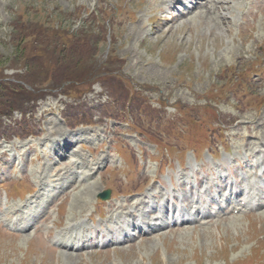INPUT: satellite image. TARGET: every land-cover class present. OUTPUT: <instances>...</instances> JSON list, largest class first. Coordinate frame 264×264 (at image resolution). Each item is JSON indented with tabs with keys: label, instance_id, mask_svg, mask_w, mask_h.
<instances>
[{
	"label": "rangeland",
	"instance_id": "1",
	"mask_svg": "<svg viewBox=\"0 0 264 264\" xmlns=\"http://www.w3.org/2000/svg\"><path fill=\"white\" fill-rule=\"evenodd\" d=\"M160 1L0 0V85L10 81L0 91V211L9 207L8 218L22 226L38 223L33 233L0 222V264H264V213L247 209L107 248L76 251L81 245L70 249L71 240L57 237L76 216L89 228L106 222L105 204L95 203L103 184L118 202H148V189L171 190L182 167L212 166L216 179L222 162L238 173L244 149L259 150L248 138L264 132V12L242 17L252 6L241 1L237 26L226 18L218 26L212 13L177 24L162 16ZM81 28L84 38L76 35ZM21 39L41 51L52 39H83L71 43L77 83L53 76L45 49L30 52L38 63L27 69L14 57ZM73 159L83 174L95 173L92 183L76 181ZM63 177L66 188L76 179L75 192L65 191ZM64 191L75 195L58 214ZM203 207L217 211L212 199Z\"/></svg>",
	"mask_w": 264,
	"mask_h": 264
},
{
	"label": "bare ground",
	"instance_id": "2",
	"mask_svg": "<svg viewBox=\"0 0 264 264\" xmlns=\"http://www.w3.org/2000/svg\"><path fill=\"white\" fill-rule=\"evenodd\" d=\"M188 1H189L190 6H189L186 14L180 13L179 11L176 10L177 6L171 4V3H175L179 7H182V6L184 7L185 6L184 5L185 0H161L159 3V8H160L159 11H161L162 16L164 14H167L166 20L169 23L174 22L177 24H180V22H182V20L185 21L188 18L190 19L194 15H199L202 13H203V15L206 13H212V15L208 14L209 19L211 18L210 21H214V22L219 21L218 26H224L223 24L226 23V21L224 19L226 18V20L229 21L226 25L228 27H230V25L231 26H237L236 15L238 14V11L240 9V6H241L240 2L241 1L244 2L245 4H249L250 6H252L251 9L246 8L245 12L241 15L242 17L247 13L253 19L256 18L257 12H255L254 9H256L257 11H263L264 12V5L261 3V0H234V1H232V0H206L204 3H202L200 0H188ZM256 7H259V8L257 9ZM230 11H231V13H230ZM178 21H180V22H178ZM223 21H225V23ZM252 134H254V133H252ZM69 141L64 140L63 142H64V144H70L72 141L71 142H69ZM248 141L250 142L249 145L254 146V147H259V150L256 151L254 148H248L247 152H246L244 149V152H246L248 154V156L251 157L248 159L247 165L249 167L255 166L257 168V170L259 169V170L264 171V161H262L261 163H257L258 159L256 158V157L264 156V132L259 134V136L252 135L251 137L248 138ZM61 148H63V147H60V150H61ZM72 157L74 158V155ZM69 163H70L69 164L70 167L74 168L77 171L78 175L76 176V172H75L74 176L77 180L75 178L71 179L68 182L67 186L73 187L72 189H74V192H75L77 190V187L74 188L72 183H74L76 181H80V183H81L82 181L84 182L86 180L89 181V183H92V181H90V180H92V177H90V175L94 176V174H95L94 172H91L90 175L89 174H83L81 168L79 167L78 160L76 161L75 159H73V161L70 160ZM223 173L234 175L236 177V179H237L236 184L227 183V186H229L233 189L234 194L241 193L243 190L252 191L250 197L243 198V199H240L237 201H233L231 199V196H229V195H222L224 197L225 202L227 203V208L239 207V211H241V208L252 207L254 209V211H256L258 214L264 213V201L263 202L259 201V198H261L264 195V189L261 187L255 188L253 186V184L250 182L245 186H242L240 184L239 177L240 176L243 177L246 173H248L247 171H245L244 174H238L233 169L232 166H224ZM211 174L212 173H208L206 171H203L202 176L207 178V177L211 176ZM185 175H187V173H184L183 176H185ZM191 176H194L196 178V180L198 181V183H197V185H198L200 183V181L198 180V175L195 173H191ZM64 180H66V177H63V179L61 180V186L64 187V189L66 191L69 187L66 188ZM73 180H76V181H73ZM178 180H180V178H178L176 180V182ZM62 181H63V184H62ZM223 182H224V176L219 178V180L216 182V187L223 188V185H222ZM202 184H203L204 188H206V189L210 188V185L208 183H202ZM74 185H75V183H74ZM176 185H177V187H179L181 189H183V188L192 189L195 186L194 184H188L185 186L184 184L179 183V182H177ZM85 186H87V184ZM58 189L59 188L57 186L55 191H54V194H55V192H57ZM99 190H101V189L99 188ZM65 191H64L65 195L60 197L59 204L66 202L70 198H71L70 200H72V196L75 195L74 193H71V192L67 194V192H65ZM159 193L160 192H156V191L152 190V188L149 190V195H151V197H152L151 203H142V202L137 201V200H134V201L125 200V201H121V202H115V201L107 202V205L104 208V213L108 215L107 216V222L108 223L121 224V225L126 223L127 226H129L131 228V230L138 231V233L140 235L139 237H141V240H143V239H145L144 235H146V232L144 231L143 227L141 225H135L134 223H132V221L137 219L138 216L139 217L142 216L143 211H147V215L145 216V218L142 217L140 223L142 225L146 226L148 229L156 232V231H160V230H164V229L169 228V223L174 218V213H177L179 216L183 217V216H185L187 211L189 212V210H192V209H199L202 205L199 200H193L191 202L186 203L185 206L182 207L180 210L173 209L171 211L172 213H170V211L166 210V209H162L159 213L149 212L148 211L149 209H152L153 207L157 206V203L159 200H158L156 194H159ZM170 196L172 199L176 198L175 195H172V192H170ZM208 198H210V194H207L205 196V199H208ZM85 204L86 203L83 202V205H85ZM217 204H218V202H217ZM82 208H80V209H82ZM227 208L225 210L226 212L222 211L224 216L215 215L216 218L217 219L226 218V214L229 213ZM70 210H71V208H70ZM182 211H185V213ZM45 214L47 216V209H46ZM8 217H9V214L5 212L1 215L0 218L1 219L5 218L8 220H12V219L18 220V218L15 217V215H12L11 216L12 218H8ZM77 217L78 216H76V218H71L67 221L66 227L61 232L57 233V236L59 238L72 240L73 245H78L84 241L91 240L92 238H94L96 241L100 242V241H103L107 236H109L111 234L118 233V234H121L124 237H126V239L124 240L125 243H134L136 241V239L131 237V234L125 228L106 227V229L103 230L101 228V225H102L101 223L97 224V226L95 227V230L92 233H89V230H90L89 226H87L83 222L77 221L76 220ZM210 217H212V214L207 213L206 218H210ZM21 218H22V215H21ZM196 221H197V219H191L190 220L189 218L184 220V222H188V223L196 222ZM25 223H27V222L25 221ZM43 223L44 222H40L39 224H43ZM37 224L38 223H35L33 226H30L31 224L27 223L24 231L29 232V231L33 230V233L37 232L38 231ZM54 225H56L57 227L62 226V225H60V223H56L55 221H54ZM141 235H143V236H141ZM113 244H119V242L117 241V242H114ZM46 245L52 249L51 246H49L48 244H46ZM69 247H71V249H72V246H69ZM52 250H54V249H52Z\"/></svg>",
	"mask_w": 264,
	"mask_h": 264
},
{
	"label": "trees",
	"instance_id": "3",
	"mask_svg": "<svg viewBox=\"0 0 264 264\" xmlns=\"http://www.w3.org/2000/svg\"><path fill=\"white\" fill-rule=\"evenodd\" d=\"M86 30L85 28H81L78 33L76 34L78 38H84L86 36ZM83 39H72L70 43L65 39H52L51 41H46L43 44H45L42 49L50 52V63L53 64V67L55 68V73L53 76H58L62 79V82H67L69 85L76 84L78 81V75L77 73H74L70 71V66L72 63H76L79 60L75 59L76 56L72 52L73 47L71 43H78ZM16 44L14 50V57H17V59H23L27 64H25L27 69L31 68V65L38 63V57L30 53L33 51V53L38 50L39 52H43L40 49H38V42L37 41H30L28 39H21V41H14ZM36 43V46L34 45ZM92 51V49H91ZM95 50L92 53V55L95 56ZM29 58V60H28ZM31 62V63H30ZM1 74V72H0ZM24 78V77H23ZM48 78H50L48 76ZM27 82H30L32 84V79L27 80ZM4 84L9 85V82H2L0 85V91H6L3 86ZM6 87V86H4ZM1 93V92H0ZM1 95V94H0ZM2 97V95H1ZM6 102V101H5ZM5 102H0V106L6 107Z\"/></svg>",
	"mask_w": 264,
	"mask_h": 264
}]
</instances>
